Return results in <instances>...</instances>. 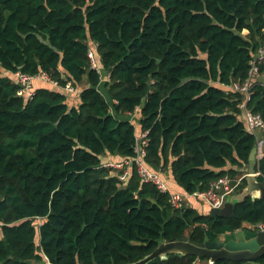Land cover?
Here are the masks:
<instances>
[{
  "label": "trees",
  "instance_id": "trees-1",
  "mask_svg": "<svg viewBox=\"0 0 264 264\" xmlns=\"http://www.w3.org/2000/svg\"><path fill=\"white\" fill-rule=\"evenodd\" d=\"M263 45L264 0H0V264H129L160 237L201 242L264 222V197L229 216L175 209L134 165L120 183L102 159L133 157L147 131L145 165L167 170L177 191L243 176L258 134L240 104L264 121V82L247 100L227 86L248 78ZM256 65L264 74V59ZM17 71L70 83L78 104L43 81L31 99L18 96ZM257 172L264 180V143ZM199 260L171 253L148 264ZM213 264H264V253Z\"/></svg>",
  "mask_w": 264,
  "mask_h": 264
},
{
  "label": "built area",
  "instance_id": "built-area-1",
  "mask_svg": "<svg viewBox=\"0 0 264 264\" xmlns=\"http://www.w3.org/2000/svg\"><path fill=\"white\" fill-rule=\"evenodd\" d=\"M96 44L90 46L87 50L88 58L90 59L91 67L95 68L100 72L96 61L94 59V48ZM264 59V45L260 47L257 53L254 55L253 59L250 62V69L248 71V78L243 82H234L227 87L229 89L243 92L246 95V100L249 98V88L252 84V77L258 75L257 61ZM13 81L18 85L17 95L31 99L34 95L33 83L34 80H41L54 88L65 91L68 94L77 93L78 89L74 88L70 83H66L64 86H61L57 80L52 79L45 72H37L35 74H28L21 71H17L13 74ZM108 80V78H107ZM244 118H245V127L252 133L256 134L258 132L264 131V121L260 118L258 114H254L249 111L244 103L240 104ZM148 143L147 131H143L136 134L135 144H134V156L130 158H123L119 161H106L103 163L104 167L111 168V174L117 176L118 180L124 182L129 174L130 167L135 166L136 172L141 180L145 183L153 184L157 187L160 192H167L169 195V203L175 209H180L185 206H188V197L200 199L203 201L208 208H221L225 202L228 195H231L233 192L238 190L241 179L244 176L231 179L228 176H220L217 179L213 180L209 188L204 191H195L191 194L184 193L181 191H169L168 186L163 180L160 173L152 171L149 169L144 162L146 156V146ZM263 138L256 136V147L258 149V154H262ZM259 173V172H257ZM259 175V174H258ZM250 228L254 230L264 231V222H258L254 225H251ZM47 264H51L47 261Z\"/></svg>",
  "mask_w": 264,
  "mask_h": 264
},
{
  "label": "water",
  "instance_id": "water-1",
  "mask_svg": "<svg viewBox=\"0 0 264 264\" xmlns=\"http://www.w3.org/2000/svg\"><path fill=\"white\" fill-rule=\"evenodd\" d=\"M262 154H258L256 145L252 148L249 161L244 166L247 173L246 184L228 195L225 204L221 208H211L210 215L229 216L232 213L233 205L243 201L247 196L252 199L264 197V180L257 179L258 163ZM193 255L196 260L207 258L209 264L220 259L231 261L254 260L264 253V231L252 228H240L233 232L220 235L209 240L207 236L203 241L197 242L188 238L179 240L164 241L162 237L157 240L154 250L140 260L129 264H148L156 257L166 258L168 254Z\"/></svg>",
  "mask_w": 264,
  "mask_h": 264
},
{
  "label": "rangeland",
  "instance_id": "rangeland-1",
  "mask_svg": "<svg viewBox=\"0 0 264 264\" xmlns=\"http://www.w3.org/2000/svg\"><path fill=\"white\" fill-rule=\"evenodd\" d=\"M245 32V31H244ZM91 46H93V44H90ZM2 74V73H1ZM102 76H101V79H102V83H103V80H104V74H103V72H101L100 73ZM3 75V74H2ZM260 76V75H259ZM14 77V76H13ZM13 77H12V79H13ZM261 77H257L256 79H260ZM106 79V78H105ZM41 80H34V85H37V83H39ZM42 82V81H41ZM84 86H87V79H86V76H84V78H83V80H82V83L80 84V87H84ZM72 99H75L74 101L72 100ZM78 102H79V98H78V93H75V94H67V103L69 104V105H77L78 104ZM131 119H132V121L135 123V125H136V128H137V124H136V112H134L131 116ZM240 119L242 120V122L245 124V118H244V115H243V113H240ZM258 134V136H260L259 134H261V132H258L257 133ZM261 137V136H260ZM102 159H104V161H110L111 159H110V157L107 155V154H103L102 155ZM163 174H164V176L163 175H161L162 176V178H163V180L165 181V183H166V185L168 186V190L169 191H176V187H175V183H174V181L172 180V177L170 176V174L168 173V171L167 170H165V171H163L162 172ZM246 175H247V173L245 172V171H243V176L244 177H246ZM198 200H200V199H198ZM200 202H201V200H200ZM201 204H202V202H201ZM203 206L205 207V210L204 211H206L207 209H206V206L204 205V203H203ZM31 263L32 264H42V263H38V262H36V261H34V260H32L31 261ZM197 264H209V262H208V260H206V259H203V260H199L198 262H197Z\"/></svg>",
  "mask_w": 264,
  "mask_h": 264
},
{
  "label": "crops",
  "instance_id": "crops-1",
  "mask_svg": "<svg viewBox=\"0 0 264 264\" xmlns=\"http://www.w3.org/2000/svg\"><path fill=\"white\" fill-rule=\"evenodd\" d=\"M260 75V76H259ZM257 77H261L260 79H256ZM255 82H264V74H258V75H255V76H253L252 77V84L253 83H255ZM34 84V83H33ZM251 84V85H252ZM49 87H53V86H51V85H49V84H47ZM73 101L75 100V99H72ZM130 115V114H129ZM127 117H129V116H127ZM129 118H131V117H129ZM177 191V190H176ZM201 202H202V204H201ZM200 202V200H198V199H196V198H191V197H188V206H191V207H196V208H200L199 210H201V211H203V212H206V211H204L205 210V207L203 206V201H201ZM204 205L206 206V209L208 208V206L204 203ZM248 226V225H247Z\"/></svg>",
  "mask_w": 264,
  "mask_h": 264
}]
</instances>
